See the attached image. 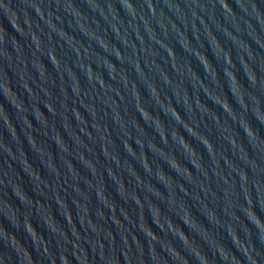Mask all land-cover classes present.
Here are the masks:
<instances>
[{
  "label": "water",
  "instance_id": "water-1",
  "mask_svg": "<svg viewBox=\"0 0 264 264\" xmlns=\"http://www.w3.org/2000/svg\"><path fill=\"white\" fill-rule=\"evenodd\" d=\"M0 264H264V0H0Z\"/></svg>",
  "mask_w": 264,
  "mask_h": 264
}]
</instances>
